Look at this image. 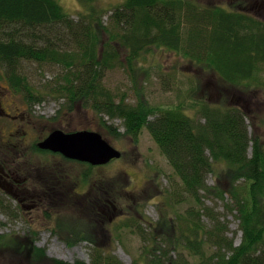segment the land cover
Segmentation results:
<instances>
[{
    "label": "trees",
    "instance_id": "1",
    "mask_svg": "<svg viewBox=\"0 0 264 264\" xmlns=\"http://www.w3.org/2000/svg\"><path fill=\"white\" fill-rule=\"evenodd\" d=\"M79 1L86 13L75 20L58 0H0V78L37 104L44 94L30 84L22 64L58 66L62 73L43 91L67 100L68 111L83 105L110 120L121 119L124 133L101 124L119 140L137 144L143 130L149 132L176 176L166 194L176 205L189 203L190 208L179 215L172 206L177 216L172 225L161 219L150 232L130 220L127 227L137 229L144 243L145 264H264V136L258 131L264 116L232 104L226 93L218 102L208 101L201 81L193 85L190 101L153 105L138 82L143 70L134 64L154 47H163L190 59L200 72L214 77L219 88L234 89L245 99L264 94V20L236 7H204L192 0H125L111 10L99 8V0ZM110 11L105 24L103 17ZM116 67L131 73L134 103L128 92L114 93L105 86V73ZM206 199L237 212L240 245L228 236V223ZM6 203L0 196V208ZM51 230L69 245L89 241L91 264H124L97 245L87 229L64 228L60 217ZM25 240L0 234V250L20 254ZM36 249L44 258V250Z\"/></svg>",
    "mask_w": 264,
    "mask_h": 264
},
{
    "label": "rangeland",
    "instance_id": "2",
    "mask_svg": "<svg viewBox=\"0 0 264 264\" xmlns=\"http://www.w3.org/2000/svg\"><path fill=\"white\" fill-rule=\"evenodd\" d=\"M58 1L75 20H78L80 12L86 13V9L81 6L79 0ZM192 1L204 7L213 5L225 9H228L229 6L236 7L235 9L250 12L252 15L264 20V0ZM124 2L125 0H99L97 6L105 10H111V8L122 5ZM242 2L245 5L241 4ZM110 15L111 11L103 17L105 24L109 23ZM106 38L107 35H105ZM138 62L134 64L136 69L141 67V70H143V73L139 71L140 76L137 75L139 84L143 86L141 92L153 105H176L184 100L190 101L193 85L201 81L199 82L201 85L206 83L205 91L202 89V94L208 96L209 99L206 97L208 101L218 102L222 97L221 94L226 93L227 100L229 99L232 104H239L252 115L264 116L261 115V113H264V94L262 92H257L258 94H255L254 97L251 96V98L247 96V99H245L240 97V94L234 89L219 88L214 77L200 72L190 59L185 58L180 53L171 52L163 47H154L150 53L143 55ZM144 71H148L149 74ZM22 72L27 76L30 84L44 94L42 102L35 104L33 107L36 112H31L30 117L26 115L32 120V124L27 126H33L32 129L35 130V134L47 136L56 129L67 132L83 130L98 132L116 149L120 150L123 157L102 166L85 169L84 165L68 163L58 156L50 155L47 157V155H35L29 152L22 154L17 153V150H13L16 146L11 147V152L6 156L7 162H25L30 157L33 158L35 163L38 161L46 162V164L41 165V168L46 165L47 171L51 169V172H56L54 177L60 176L59 178L63 183L66 179L65 192L64 189L59 192L62 191L63 194H82L80 198L83 199L74 201L72 210H64L63 205L65 206V202L55 197L59 193L51 191V205L49 208L46 204V209L43 207L38 211L30 212L29 208L25 207L22 209L23 213L20 214L15 209L16 202L4 195L8 198L6 200L8 205L0 208V234H10L17 238L26 236V244L24 243L26 246L25 249L22 248L24 251L20 254V250H16L18 252L15 249L9 252V248H5L4 251L0 250V264H52L53 259L72 264L76 261L91 264L93 247L88 242L83 241L69 245L51 230V227L55 226L57 219L60 218L57 215H63L61 224L64 228L87 229L97 245L108 254L117 257L124 264H134L136 261L145 264L142 261L144 260L142 259L144 243L134 232L137 229L127 227L128 224L131 225L130 220L136 221L139 226L150 232L152 227L161 219L166 218L168 223L171 224L177 218L171 211L172 206L179 215L190 208L189 203L176 205L166 194L168 189L170 191V180H173L176 176L165 156L162 155L147 130H143L137 144L129 138L116 139L101 124L107 122L108 125L118 129V132L124 133L125 128L121 119L110 120L108 116L97 114L81 103L82 106H74L73 111H68L67 100L58 99L45 93L43 88L55 84L56 77L62 73L60 67L24 62ZM128 74L131 75V73ZM128 74L123 68L116 67L105 73L104 82L105 86L114 93L128 92L129 102L134 103L135 91L131 86ZM0 102L6 111H12L14 114H18V109L21 113H24L29 104L23 94L16 93L11 89L5 77L0 78ZM187 113L194 115V111L188 110ZM247 123L251 126L250 130H253L250 119ZM17 125L15 121L8 122L0 118V142L5 148H8L9 144L18 145L23 137L22 134H18V137H10V131L17 132L19 130L16 128ZM263 127V125L258 124V131L264 136ZM34 137L39 136L35 135ZM2 152H0V161L4 159ZM42 176L45 177L47 174ZM37 180H40V178L38 177ZM98 180L101 183L94 188L91 187L92 182ZM208 183L209 185L213 184L211 176L208 178ZM101 188L105 189L107 193L98 192L97 194V191ZM4 196L1 197L4 199ZM110 199L112 201L115 199L113 204H110ZM205 202L209 207L215 209V213L220 216L223 222L228 223L230 228L228 236L235 240V245H240L242 232L239 229L240 221L236 217L237 212L229 213L226 211L224 208L225 203L221 201L206 199ZM92 205H96L93 215L91 214ZM43 209H45V213ZM62 209L64 211L61 214L59 210ZM55 210L60 213L58 214ZM16 212L19 216L14 217ZM54 219L55 222H53ZM36 248L44 250V258L35 254L37 252Z\"/></svg>",
    "mask_w": 264,
    "mask_h": 264
},
{
    "label": "flooded vegetation",
    "instance_id": "3",
    "mask_svg": "<svg viewBox=\"0 0 264 264\" xmlns=\"http://www.w3.org/2000/svg\"><path fill=\"white\" fill-rule=\"evenodd\" d=\"M244 12L250 13L247 11H244ZM34 105L35 104L33 103H29L28 108L24 113H21L20 109H18V114H14L12 111H6L2 107V104L0 102V118H2L3 120H7L8 122L15 121L18 124L16 128L19 130L17 132L10 131L9 132L10 137L13 138L14 136L18 137L20 134L23 135L18 145L9 144L7 146L8 148H5V146L1 144L0 142V152L3 151L2 153L4 154V159L0 161V196L6 195L8 198L16 202L15 209L18 211V213L21 214L23 213L22 209L25 207H28L30 212L38 211L43 207H45L46 209V206H45L46 204L48 205V208H49L51 205L50 203V197L52 196L51 191L53 192L57 191L59 194L55 195V197L59 198L60 201L65 202V206L63 205V209L72 210L74 201L83 199V198L82 199L80 198V195L82 194L80 195H75L73 193L63 194L62 191L59 192L62 189H64V192H65V186H67V184L65 183L66 179L63 178L64 179V183H63L62 180L59 178L60 176L54 177L56 172H51V169L47 171L46 165L43 168H41V165H43L44 163L46 164V162L38 161L35 163L33 162L32 157H30L27 161L20 162V163L19 162L16 163L14 161L13 162L6 161L7 154L11 152L10 148L16 146L15 149L13 150L14 151L17 150V153L24 154L25 152H29L35 155H43V156L47 155V157L50 155L51 156L54 155V156H58L60 159H63L66 161L68 160L74 163H78L80 165H84L85 169L90 168L91 165L89 163L71 160V159L66 158L60 153H53L49 150H43L42 148H40V144L52 132L49 133L47 136H45L44 134L37 135L34 133L35 130L32 129L33 126H29V127L27 126V125L32 124V120L28 118L26 115L30 117L31 112L33 113L36 112V110L33 108ZM20 114L22 115L20 116ZM73 132H77V131H73ZM69 133H72V132H69ZM34 134L39 137H34L35 136ZM28 136H29V139H28ZM41 174L42 175L47 174V176L44 177ZM38 177L40 178V180H37ZM99 183H101L100 180L93 181L91 187L94 188L95 186H98ZM105 193H107V191ZM7 197L4 198L5 202L6 200H8ZM83 197L85 198L84 195ZM113 203L114 201L110 199V204H113ZM45 209H43L44 213H45L44 211ZM63 209L59 210L61 214H62V211H64ZM95 209H96V205H92V213H91L92 215L94 214ZM98 209H99V205H98ZM55 211H57L58 214L60 213L58 210H55ZM14 215H17V212ZM62 216L63 215H61L60 217ZM77 241L78 242L76 243L83 242L82 240H79V239ZM85 242H88L91 246H93L89 241H85ZM24 246L26 245L24 244Z\"/></svg>",
    "mask_w": 264,
    "mask_h": 264
},
{
    "label": "water",
    "instance_id": "4",
    "mask_svg": "<svg viewBox=\"0 0 264 264\" xmlns=\"http://www.w3.org/2000/svg\"><path fill=\"white\" fill-rule=\"evenodd\" d=\"M40 148L94 166L105 165L122 157V153L100 133L88 130L73 133H66L61 129L54 130L40 144Z\"/></svg>",
    "mask_w": 264,
    "mask_h": 264
}]
</instances>
